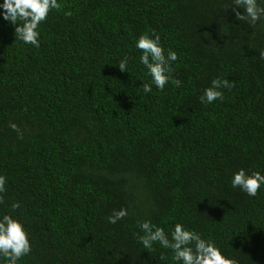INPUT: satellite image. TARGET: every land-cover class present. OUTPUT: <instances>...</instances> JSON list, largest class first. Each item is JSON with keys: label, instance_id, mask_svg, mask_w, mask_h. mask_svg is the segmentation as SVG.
Returning a JSON list of instances; mask_svg holds the SVG:
<instances>
[{"label": "trees", "instance_id": "obj_1", "mask_svg": "<svg viewBox=\"0 0 264 264\" xmlns=\"http://www.w3.org/2000/svg\"><path fill=\"white\" fill-rule=\"evenodd\" d=\"M58 2L39 47L0 18V214L31 239L18 264H161L169 251L135 238L142 220L264 264V190L249 198L230 184L241 168L264 175V20H237L231 0ZM153 33L177 60L165 88L145 93L134 45ZM216 78L232 88L201 104ZM120 208L128 215L108 224Z\"/></svg>", "mask_w": 264, "mask_h": 264}, {"label": "clouds", "instance_id": "obj_2", "mask_svg": "<svg viewBox=\"0 0 264 264\" xmlns=\"http://www.w3.org/2000/svg\"><path fill=\"white\" fill-rule=\"evenodd\" d=\"M235 18L249 25H256L264 20V0H231ZM60 8L58 0H0V18L14 26L15 40L25 45L39 47V26L46 20L50 10ZM237 9L242 10L238 11ZM68 13H66L67 15ZM157 34L141 35L135 41V48L141 50L139 63L147 70L149 83H143V91L150 93L152 86L163 90L171 80V62L177 60L175 51L165 50ZM264 59V50L259 52ZM121 71L128 72V58L124 57L117 64ZM179 86L180 81H175ZM232 83L227 79H213L209 87L200 95L201 104H212L223 98L222 89H231ZM9 127L19 132L18 126L10 122ZM231 187L238 188L249 198H254L264 190V175L260 171L246 172L241 168L234 172L230 180ZM6 178L0 175V193L5 191ZM2 202V197H0ZM11 210L20 207L13 202ZM128 215V210L120 208L113 210L107 219L108 224H116ZM139 233L135 234L137 242L145 250L151 252L153 245L168 250L170 256H159L161 264H236V261L222 254L221 249L210 239L203 238L194 230L188 229L181 223H175L166 233L163 227L157 226L150 220L137 222ZM31 252V239L22 220L8 212L0 214V264H18L21 258Z\"/></svg>", "mask_w": 264, "mask_h": 264}]
</instances>
